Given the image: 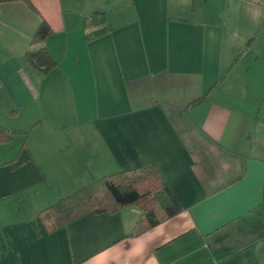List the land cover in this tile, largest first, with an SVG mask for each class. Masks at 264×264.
Here are the masks:
<instances>
[{
    "label": "crops",
    "instance_id": "crops-1",
    "mask_svg": "<svg viewBox=\"0 0 264 264\" xmlns=\"http://www.w3.org/2000/svg\"><path fill=\"white\" fill-rule=\"evenodd\" d=\"M30 1L0 3V128L17 132L0 144V264H264V0ZM42 18L48 75L24 59ZM146 166L181 211L137 237L134 207L53 232L38 216Z\"/></svg>",
    "mask_w": 264,
    "mask_h": 264
},
{
    "label": "trees",
    "instance_id": "trees-1",
    "mask_svg": "<svg viewBox=\"0 0 264 264\" xmlns=\"http://www.w3.org/2000/svg\"><path fill=\"white\" fill-rule=\"evenodd\" d=\"M16 1L22 2L29 10L38 14L30 0H0V3ZM104 24L105 18L102 14H94L85 19V28L101 26L86 33L85 40L91 41L100 37L105 32L102 27ZM52 33L49 24L42 18L31 39V48L24 54L25 62L43 75H48L56 69V62L46 47V41ZM204 99L205 96L195 100L190 106H195ZM16 133L0 128V144L9 143ZM129 207L137 208L141 212V219L126 237H137L181 211L178 201L158 169L146 166L104 176L45 208L38 216L47 231L53 232L90 214H115Z\"/></svg>",
    "mask_w": 264,
    "mask_h": 264
}]
</instances>
